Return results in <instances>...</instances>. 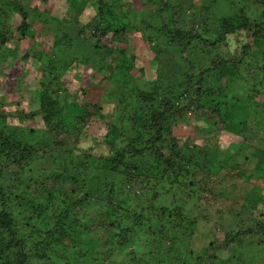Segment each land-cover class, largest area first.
Masks as SVG:
<instances>
[{
  "label": "trees",
  "instance_id": "trees-1",
  "mask_svg": "<svg viewBox=\"0 0 264 264\" xmlns=\"http://www.w3.org/2000/svg\"><path fill=\"white\" fill-rule=\"evenodd\" d=\"M225 1L235 5V13L218 19L212 33L196 21L190 22V32L181 28L175 22L177 11L171 14L168 0L147 1L146 6L152 9L150 15L159 23L153 30L163 37L164 47L170 51L168 54L160 44L159 49L151 50L153 60H158L160 65L174 64L176 60L178 66L172 76L180 79L168 84L157 69L156 80L143 91L137 86L132 90L127 88V79L132 80L135 68L134 57L127 59L131 31L126 25H111L108 19H114L112 9L118 0L110 4L104 0H69L68 8L73 10V15L69 11L66 19H50L40 27L44 32L51 23L56 22L59 27L57 31L50 30L53 40L48 50L43 49V43L37 44L36 32L29 23L30 17L39 20L43 14L48 16V11L31 15L25 0H0V68L9 70L14 66L18 46L29 38L32 47L22 53L20 60L35 59L38 64L35 73H39L37 78L21 71L17 82L21 87L25 78L30 80L27 103L31 107L32 100L37 99L36 109L27 111L6 103L0 107V264H27L24 230L42 237V249H73L77 243L73 237L78 239L83 235L93 238L108 253L113 242L116 247H123L132 227L142 225L144 220L155 224L157 232L152 240L164 244H173L179 229L197 227L199 209L212 206L217 196H224L226 179H219L225 162L216 164L217 153L212 152L216 147L212 142L200 146L191 136L182 141L173 134L176 128L184 126L196 130V121L205 124L200 132L213 135L212 138L229 134L226 138L234 136L240 141L238 144L231 141L226 147V161L230 160L233 168L238 166V156L248 149L253 151L258 163L252 177L255 186L243 197L240 211L231 213L236 225L234 231L224 232L222 238H212L190 259L170 254L160 262L232 264L238 262L235 251H249V263L241 264H258L262 257L260 245L264 242V150L256 147L262 136L252 137L250 131L264 130V101H260V98L264 100V87L261 88L264 86V0ZM207 2L208 8L216 0ZM92 3L97 4L95 16L82 27H88L90 38L81 39L76 34L77 40L69 42L85 46L90 54L98 52L101 58L89 64L88 58L70 55L72 60L59 63L55 50L63 46L60 40L69 38L68 28L79 29L76 24L80 10L75 6L83 8ZM100 40L108 44H99ZM260 57L262 65H259ZM80 58L79 65L91 72L100 73L101 67L105 68L99 84L111 90L113 100L105 102L110 104L109 110L85 97L87 87L78 86L71 91L65 85L63 78L73 61ZM108 58L114 59V64H108ZM254 65L258 78L253 80L252 87H245V73ZM115 71L124 86H117L119 80L112 81ZM211 74L217 75L222 85L214 91L203 84ZM0 77L4 75L0 73ZM236 85L243 98L230 103V88L235 90ZM73 92L82 94L80 103ZM241 100L248 104L241 105ZM66 106L71 107L68 116L62 114ZM234 108L244 113L236 115ZM251 113L261 116L259 121H250L247 116ZM37 119L42 121V128H36ZM66 119L72 129L64 126ZM37 134L44 137L43 148L32 143ZM49 158L53 168L26 173L36 160ZM232 179L229 175L227 180ZM160 198L169 201L156 211L155 203ZM143 200L147 205L138 211L125 207L130 201L141 206ZM190 201L194 203L193 216L187 213ZM36 221L39 222L35 224ZM124 222L131 227L123 225ZM36 258L41 257L36 255ZM135 261L132 264H137Z\"/></svg>",
  "mask_w": 264,
  "mask_h": 264
},
{
  "label": "rangeland",
  "instance_id": "rangeland-1",
  "mask_svg": "<svg viewBox=\"0 0 264 264\" xmlns=\"http://www.w3.org/2000/svg\"><path fill=\"white\" fill-rule=\"evenodd\" d=\"M113 1L114 0H104L105 3L109 4ZM147 1L148 0H118L117 3L114 2V8L112 9L114 11V19L110 17L108 18L111 25H126L130 29L132 34H128L130 44L127 50V59L129 60L131 57H134L133 65L135 66V68L132 70V75L134 76L132 80L127 79L129 81V84L127 86L128 90H132L134 86L139 87L143 91L148 89L149 86L151 87L152 83H154V81L156 80L157 69H160L162 79L166 80L168 84H174L175 79H180L179 76H172L174 74L173 69L178 66V64H176V60L174 64H169L163 57L166 64L163 63L162 65L158 63V60H153L154 57L151 50L155 48L159 49L160 44H163V49H165L168 54L170 53V51L169 49L164 47L163 37H161V35L157 31H154L159 27V23L152 15H150L152 9L146 6ZM68 2L69 0H25V6L29 9L31 8V10L29 11L31 15H36L40 14L39 12L48 11V16H43V14L41 15L42 17L39 20L37 19L38 17H30L31 20L29 21L31 29L36 32L37 44L43 43V49L48 50V48H50L51 46L53 36L50 33V30L57 31L59 27L57 26V23L54 22L48 25L49 28L47 29V31H49L44 32L43 29L40 28L41 25L46 24V21H49L50 19H56L58 21H60L61 19L64 20L68 17L67 12L69 11H71L73 15V10H69L68 8ZM168 2L172 7V12L170 11L171 14H174L177 11L178 15H176L175 22L179 23V25H182L181 28L189 32L191 31L190 22L196 21L199 24H203L202 28L212 33L214 27H216L217 25L215 23L218 19L232 16L235 13V5H231V2H226L225 0H216L215 5L208 8L206 7L208 5L207 0H168ZM209 2L211 3V1ZM75 9H78L77 11L80 10V15L76 24L79 29L77 30V28L74 27L72 31L68 28V31L70 30L72 32H68L66 30L69 38L67 40H60V45H63L61 48H54L56 49L55 52L57 54V60L59 63H64L72 60L70 55H79L88 58L89 64H95L101 58L98 52L90 54L87 52L85 46H76L74 43L70 44L69 41L70 39L77 40V35H79L78 37H80L81 39L90 38L88 37L90 34V31L87 29L88 27H82L87 25L89 21L95 16L97 4L92 3L91 5L84 6L83 8L82 6L77 7L76 5ZM206 9H209L210 11L204 14ZM15 22L16 24L19 23L18 17L16 18ZM170 28L172 31L175 30L173 29L174 26L172 24L170 25ZM195 28L196 27H194V29ZM93 40H95V38L92 39V42H94ZM104 43L108 44L107 41L103 42V40H100L99 42V44ZM148 43H150V47ZM31 44L33 43L29 38L25 41H22V43L18 46L19 53L17 54L14 66L9 70H2L5 68H0V73L4 75V77H0V107L2 106V103H6L12 108L19 105L27 111L34 110L38 107V103H36L37 99L32 100V106L28 107L27 100H29L28 98L30 97L31 92V88L29 87V85L31 84L29 83L30 80L28 78H25L23 81L24 84L21 87L17 83L21 78V71H27V73L31 76H36L37 78H39V73L38 75L35 73V67H37L38 65L35 59L30 58L28 59V61L23 62H21L20 60L22 53L25 50L27 51L31 49ZM191 48H193V46ZM73 51L76 53L73 54ZM261 59L262 58L260 57L259 65H262ZM80 60L81 58L73 61L71 70L68 71L65 78H63L65 85L71 91H75L74 89L77 90L78 86L81 88L87 87L88 92L85 97L90 100L93 99L96 102L102 103L106 110H109L110 104H105V102H111L113 100V96L110 95L111 90L109 91V88L107 89L104 84L103 86L99 84V80L104 77L105 68L101 67L102 72L100 73H98L96 70H93V72H91L89 68L86 69L81 64L79 65ZM114 62V59H107V63L110 65L114 64ZM161 66H164L162 72ZM109 68L110 67H108L107 69ZM140 70L142 71V73L139 74ZM255 70L256 67L254 65V67H251L248 71H246L245 74L247 78L244 81L245 87H252L254 84L253 80L258 78L257 71ZM139 75L140 77H138ZM253 75L255 76L253 77ZM247 79H249V81H247ZM115 80H119V82H117L118 87L124 86L117 71H115L114 79L112 81ZM203 84L212 91L222 87L221 81L215 74L207 76ZM263 87L264 86H262L261 88ZM115 91L116 90H114L113 92ZM75 96L78 97L77 99L79 103L83 100V96L81 93H76ZM241 97L242 91L240 88H237V85L235 87V90L230 88V103L234 99H241ZM260 101L264 100L260 98ZM241 103V105L246 106L248 104V101L245 102L241 100ZM69 108L71 107H64V109L62 110V114H66L68 116V114H70ZM232 111L236 115H241L244 113V111L240 108H234ZM247 117L250 121H254V119H257L259 121V119L261 118V116H255L252 113ZM67 122L68 120L66 119L67 125L64 124V126L69 128L70 124H68ZM34 124L37 126L36 128L43 127V123L41 120L37 119ZM195 124L198 127L196 130H193L194 128L192 126H184L181 128H176L173 131V134L176 136V138L181 139L182 141L187 136H191L193 141H195V143L200 146L205 145L207 141L212 142L216 147L212 149V152L214 151L217 153L215 157L216 164L219 162H225L223 170L219 173V179L221 177L226 179L223 180V186L225 188L224 196H217L216 202H214L212 206H205L204 208L206 209H199L200 218L198 217L199 221L197 227H195L194 229H189L187 227L179 229L177 238L174 239V243L164 244L160 241L159 243L158 240H152L154 239L152 236L156 235L157 229L152 221L144 220L141 221L142 225L138 227H132L130 238L123 247L118 248L114 245L113 242L111 245H109L108 253L104 250H101L99 248V244H96L93 238L90 239L87 236L84 237L83 235L80 238L78 237V239L76 237H73L77 242L76 244H74L75 248L73 249H42L40 246L42 237H36L35 235H31L30 231L24 230L22 231V235L25 238L23 251L28 257L27 264H132L133 259H136L135 262H137V264H162L160 262L162 257L170 254L172 256L178 257H189L187 259H190L192 256L198 254L200 250L205 247L210 240H212V238H222L224 232L229 233L234 231L236 225L231 213L236 214L240 211V207L244 201L243 197L253 186H255L253 185L255 184V181L252 179V177H254L253 174L256 175L255 167L258 166L257 159L255 156H253V151L251 149H248L244 152L243 155L241 154V156L237 157L238 166L233 168L231 165V161H226V147L231 141H233L235 144H238L240 141L234 136L226 138L229 134H224V136L219 138L218 136H214L213 138H217L216 140H214L211 137L213 135L200 132L205 128V124L203 122L196 121ZM250 134L252 137H254L255 135L262 136L261 139H263L261 141H258L256 147L257 149L264 150V130L262 128H259L256 131L255 129H253L252 131H250ZM250 139L251 138H249L247 141L248 144L250 143ZM34 141L35 142L32 141L34 145H39L40 148H43L44 137L41 134H37L36 136H34ZM42 157L43 154L40 153L39 158ZM33 164L31 171H27V174L31 175V173L37 172V170L53 168V164L50 158L38 159ZM263 170L264 168H262V171ZM226 173L229 174L226 175ZM229 175L232 176V180H227ZM261 184H259L258 186L260 187ZM147 199H150V196H148ZM143 201L144 202L141 206L130 201V203L126 204L125 207L128 206L129 209L138 211L140 208L147 205V203H145V200ZM168 201V198L167 201L166 199L160 198L155 203L156 211H158L159 208L164 204H167ZM193 204L194 203L190 201V205L187 207V213L189 216L194 215V210L192 209ZM37 222L39 221H36L35 224ZM123 225H129L131 227L130 223L128 222H124ZM219 229L221 230V232L218 231ZM77 233L78 232H76L75 234ZM263 243H261L260 245L262 257L259 259L258 264H264ZM235 252V257L238 258V262H234L235 264H241L242 262L249 263V251H245L244 253L242 251ZM36 255H39V257L41 258L37 259Z\"/></svg>",
  "mask_w": 264,
  "mask_h": 264
}]
</instances>
